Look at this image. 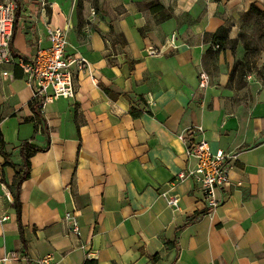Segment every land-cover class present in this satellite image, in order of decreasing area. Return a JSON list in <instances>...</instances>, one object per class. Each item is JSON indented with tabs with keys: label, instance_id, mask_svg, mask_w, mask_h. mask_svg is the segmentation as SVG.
<instances>
[{
	"label": "crops",
	"instance_id": "0c3cea01",
	"mask_svg": "<svg viewBox=\"0 0 264 264\" xmlns=\"http://www.w3.org/2000/svg\"><path fill=\"white\" fill-rule=\"evenodd\" d=\"M251 6L264 12V0H20L13 50L32 56L48 45L46 27L58 26L66 54L88 68H74L73 98L39 108L46 133L43 122L34 126L21 70L0 66L5 151L19 163L22 141L48 145L30 158L19 193L26 250L0 185L8 216L0 258L10 256L0 264H152L151 256L155 264H264V85L252 75L229 79ZM219 27L230 43L215 52L210 34ZM171 33L176 50L163 47ZM203 138L212 152L236 154L211 211L194 181H174L193 167L188 142ZM2 162L11 184L14 170ZM161 192L176 194L178 208ZM73 208L80 236L63 220Z\"/></svg>",
	"mask_w": 264,
	"mask_h": 264
},
{
	"label": "built area",
	"instance_id": "2783aa9c",
	"mask_svg": "<svg viewBox=\"0 0 264 264\" xmlns=\"http://www.w3.org/2000/svg\"><path fill=\"white\" fill-rule=\"evenodd\" d=\"M15 3L0 4V64L14 65L18 67L26 82L32 90L33 99L41 108L45 103H51L57 99H70L75 93L74 68L84 70L88 68L87 62L77 55H67V33L66 29L58 26L46 27V39L48 45L38 48L36 52L28 57L13 56L10 52L9 41L11 39L14 20ZM177 35L171 33L167 36L163 47L176 50ZM217 48V45H214ZM149 54L158 55L160 48L149 49ZM3 74H6L5 72ZM201 87L206 85V76L199 74ZM94 81V79H92ZM200 130V128H198ZM194 132L193 128L186 130L180 138L187 140V137ZM187 156L194 160L193 167L179 171L174 181L190 179L194 181L201 192L203 204L207 211H211L219 203L218 192L230 186L228 170L236 158L233 152L217 150L212 152L206 139L188 142ZM4 188V186L0 183ZM170 208H178L179 198L176 194L161 192L159 194ZM9 198V193H6ZM79 212L76 208L65 213L63 220L67 230L74 236H80ZM8 216L0 215V223L6 221ZM86 247L85 245L81 246ZM87 247L88 244H87ZM86 257L89 258V248L86 250ZM9 254L0 258V263L7 261ZM91 259V258H90ZM50 259L45 258L41 264H49Z\"/></svg>",
	"mask_w": 264,
	"mask_h": 264
},
{
	"label": "trees",
	"instance_id": "16d2710c",
	"mask_svg": "<svg viewBox=\"0 0 264 264\" xmlns=\"http://www.w3.org/2000/svg\"><path fill=\"white\" fill-rule=\"evenodd\" d=\"M15 3V10H14V20H13V26H12V33H11V39L9 41V48L10 52L13 56H20L25 58L22 55L17 54L13 48H12V39L14 36V30H15V24L17 21V17L19 15V9H20V0H13ZM250 12H252V16L261 19L260 23L264 30V12L259 11L254 6H251ZM241 34V33H240ZM210 40L213 43V45H217V48L214 50L215 52H218L220 49L228 45L230 41L227 40V29L225 27H219L214 33L210 34ZM211 51V48L207 49V52ZM240 62L242 61H235L232 71L230 73L229 79L233 77V75H237L239 79L244 77V74L240 70ZM243 63V62H242ZM247 66V63H246ZM247 71H250V68L247 69ZM30 111L32 112V120L34 122V126L36 127L37 124L42 123L43 119L41 116V113L39 111L38 103L33 100L29 104ZM133 113V111H132ZM44 124V122H43ZM43 131L47 133L45 124L43 126ZM48 145L44 147H38L34 144H32L30 141L24 140L22 141L18 146V157H19V163H14L11 160V154L7 153L5 151L4 142L2 139V135L0 133V156L3 158V162L1 164V167L9 166L14 170L13 180L11 184H6L4 180L0 177V183L3 184L9 191L10 195L12 196V207L15 210L16 214V221L18 225V231H19V237L22 244V247L24 250L27 248L26 240L23 236V228L20 220V212H21V203L19 201V193L21 189V184L24 180H26L29 176V170H30V158L32 155H34L38 151H44L47 148ZM150 260L152 264H155L156 257L151 256Z\"/></svg>",
	"mask_w": 264,
	"mask_h": 264
},
{
	"label": "rangeland",
	"instance_id": "374dc122",
	"mask_svg": "<svg viewBox=\"0 0 264 264\" xmlns=\"http://www.w3.org/2000/svg\"><path fill=\"white\" fill-rule=\"evenodd\" d=\"M11 1L13 0H0V4H7ZM260 20L254 17L244 26L240 34L243 51L237 61L243 62H240V70L244 74V78L247 75H252L254 80L264 85V30ZM248 68L250 71H247Z\"/></svg>",
	"mask_w": 264,
	"mask_h": 264
}]
</instances>
